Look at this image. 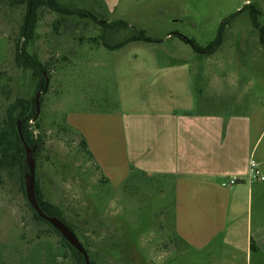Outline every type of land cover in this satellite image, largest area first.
I'll return each instance as SVG.
<instances>
[{"label":"rangeland","instance_id":"374dc122","mask_svg":"<svg viewBox=\"0 0 264 264\" xmlns=\"http://www.w3.org/2000/svg\"><path fill=\"white\" fill-rule=\"evenodd\" d=\"M60 1L92 10L102 20L127 21L128 30L109 33L111 43L134 30L150 40L109 48L102 43L99 24L76 16L58 22L59 13L42 11L30 48L43 61L52 60L51 80L40 105V125L33 119L30 129L43 137L34 156L45 198L63 210L89 249L91 264L224 263L227 248L214 255L211 247L194 251L176 239L175 192L169 178L135 172L131 182L129 174L119 185L110 183L80 147V136L64 125H71V112L174 109L182 99L167 93L179 91L196 103L202 99L199 109L255 112L264 106V46L249 9L238 11L258 3L264 25V0H118L112 8L102 0ZM26 13L25 4L0 0V123L11 103L32 99L39 90L32 71L15 61ZM231 15L221 31V46L212 54L196 52L179 37L206 46ZM162 72L180 78L164 79ZM242 100L245 107L238 104ZM20 174L19 167L0 170V264H79L49 224L34 217L20 188Z\"/></svg>","mask_w":264,"mask_h":264},{"label":"crops","instance_id":"0c3cea01","mask_svg":"<svg viewBox=\"0 0 264 264\" xmlns=\"http://www.w3.org/2000/svg\"><path fill=\"white\" fill-rule=\"evenodd\" d=\"M117 1L102 0L108 8ZM167 94L182 104L114 115L71 112L68 123L85 136L110 183L121 184L131 168L173 182L175 233L187 248L211 247L214 255L227 248L222 264H264V180L248 176L251 159L264 174V106L222 114L199 109L202 99L196 103L185 92Z\"/></svg>","mask_w":264,"mask_h":264},{"label":"trees","instance_id":"16d2710c","mask_svg":"<svg viewBox=\"0 0 264 264\" xmlns=\"http://www.w3.org/2000/svg\"><path fill=\"white\" fill-rule=\"evenodd\" d=\"M12 4L15 5H24L26 6L27 13L24 25L22 27V34L20 40L16 44V54H15V61L18 66L29 69L32 71L35 78L39 80L38 83V91L42 90V95L40 97V103L42 104L43 95L48 92L49 90V83L51 80V69L50 63L52 60L43 61L38 53V51L32 50L30 48L31 44L34 43L36 38V30L38 27V23L41 17V13L44 9H49L53 12L59 13L62 17L58 19V22L65 17H78L82 20L89 19L94 23L99 24L102 26V32L100 33V38L102 43L109 47V48H122L128 43L140 41V40H150L142 30H134L135 32L130 33L127 35L123 40L117 41L115 43H111L108 40L109 33L113 36L116 33H119L120 30L125 29L128 30L130 25L125 20H115L112 22L102 20L98 18V16L89 9L83 8H76L72 6L65 5L60 0H12ZM103 7V5H102ZM244 9H249L251 12L252 21L255 27L259 30V37L264 45V28L259 22V16L263 13L262 8L259 6L258 3L250 2L246 4L241 10L238 12H242ZM233 15L229 18H226L221 23V28L218 33V36L215 38L214 41L210 42L206 46H202L198 44L194 39L188 38L182 34H179V37L192 45L194 50L201 54H212L217 48L221 46L222 43V30L227 25L229 19H231ZM115 36V35H114ZM82 35L79 39H82ZM98 40H96L97 42ZM98 43V42H97ZM56 59V57H55ZM54 59V60H55ZM48 75L49 83L47 85V78ZM38 93V92H37ZM35 97L32 99H18L11 103L8 108L7 115L4 117L3 122L0 123V170L2 169H12L15 167H19L21 174H20V188L23 191L25 197L27 198L26 191H25V173L28 171V166L26 163V149L24 145V141L28 142L29 144L39 145L43 143V137L41 135L35 137L30 129L32 126L31 121L34 119L36 121V126L38 127L40 123L38 122L39 116H37V106ZM40 104V105H41ZM19 120L21 121V130L23 133L24 139L21 138L20 132L18 130ZM64 129L66 131L73 130L80 136V147H82L85 152L94 160V155L88 148L87 140L85 136L73 128L71 125H64ZM138 171L136 168H131V175L127 178V182H131L135 177L138 176ZM36 195L39 200V203L43 209V211L49 216H56L66 222L76 233L73 225H71L63 214V210L59 208L56 204L49 201L45 198L43 193V189L36 178ZM30 208L33 211V215L37 220L45 221L49 224L51 229L58 234L65 244L72 250L73 254L78 258L79 264H85L84 256L76 250L59 232L56 230L47 220L43 219L37 211L28 203ZM175 226V225H174ZM77 234V233H76ZM78 236V235H77ZM177 240L179 238L176 236ZM84 245V244H83ZM89 253V249L85 247Z\"/></svg>","mask_w":264,"mask_h":264},{"label":"water","instance_id":"95a60500","mask_svg":"<svg viewBox=\"0 0 264 264\" xmlns=\"http://www.w3.org/2000/svg\"><path fill=\"white\" fill-rule=\"evenodd\" d=\"M47 78V85L49 83L48 75ZM42 95V90L38 91L35 101L37 106V116L40 114V97ZM18 130L20 132V136L22 139L23 133L21 130V121L19 120ZM25 149H26V163L28 166V171L25 173V191L27 195V199L30 205L37 211V213L45 220H47L58 232L76 249L78 250L85 258V264H91L90 255L83 245L80 238L74 232V230L62 219L56 216H49L47 215L37 198L36 195V158L34 153L36 151L37 145H33L32 147L28 144V142L24 141Z\"/></svg>","mask_w":264,"mask_h":264},{"label":"built area","instance_id":"2783aa9c","mask_svg":"<svg viewBox=\"0 0 264 264\" xmlns=\"http://www.w3.org/2000/svg\"><path fill=\"white\" fill-rule=\"evenodd\" d=\"M248 176L251 182L256 180H264V174L261 171L259 163L255 159H251L248 167ZM238 181V177H232L230 183L234 184Z\"/></svg>","mask_w":264,"mask_h":264},{"label":"flooded vegetation","instance_id":"af4514ba","mask_svg":"<svg viewBox=\"0 0 264 264\" xmlns=\"http://www.w3.org/2000/svg\"><path fill=\"white\" fill-rule=\"evenodd\" d=\"M262 27L264 28V25H262ZM264 31V30H263ZM259 40H260V37H259ZM261 44H262V41L260 40ZM263 45V44H262ZM264 46V45H263Z\"/></svg>","mask_w":264,"mask_h":264}]
</instances>
